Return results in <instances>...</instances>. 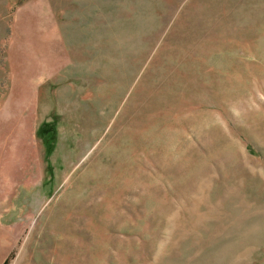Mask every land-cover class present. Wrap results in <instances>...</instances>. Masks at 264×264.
<instances>
[{
    "label": "rangeland",
    "instance_id": "374dc122",
    "mask_svg": "<svg viewBox=\"0 0 264 264\" xmlns=\"http://www.w3.org/2000/svg\"><path fill=\"white\" fill-rule=\"evenodd\" d=\"M5 261L264 264V0H0Z\"/></svg>",
    "mask_w": 264,
    "mask_h": 264
},
{
    "label": "trees",
    "instance_id": "16d2710c",
    "mask_svg": "<svg viewBox=\"0 0 264 264\" xmlns=\"http://www.w3.org/2000/svg\"><path fill=\"white\" fill-rule=\"evenodd\" d=\"M44 142H46V144L49 143V139H45ZM3 264H7V262L5 261Z\"/></svg>",
    "mask_w": 264,
    "mask_h": 264
},
{
    "label": "crops",
    "instance_id": "0c3cea01",
    "mask_svg": "<svg viewBox=\"0 0 264 264\" xmlns=\"http://www.w3.org/2000/svg\"><path fill=\"white\" fill-rule=\"evenodd\" d=\"M18 100H20V99H18ZM20 102H21V101H20ZM1 120H2V119H1ZM26 121H27V120H26ZM21 137H23V135H22ZM21 137H19V140H20Z\"/></svg>",
    "mask_w": 264,
    "mask_h": 264
}]
</instances>
